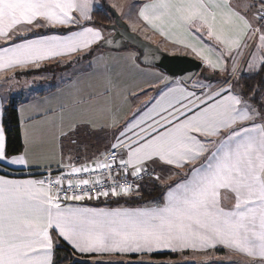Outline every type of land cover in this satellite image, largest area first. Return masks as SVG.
<instances>
[{
    "label": "snow or ice",
    "instance_id": "obj_1",
    "mask_svg": "<svg viewBox=\"0 0 264 264\" xmlns=\"http://www.w3.org/2000/svg\"><path fill=\"white\" fill-rule=\"evenodd\" d=\"M91 11V0H0V75L88 49L103 39L102 32L91 27L62 37L22 35L39 28L78 26L81 20H91ZM247 12L252 13L258 27H253ZM139 17L161 36L175 29L202 41L203 35L197 33L206 29L204 34L209 39L224 45L220 57L213 61L203 56L193 42L185 43V47H191L214 70L227 71L222 57L230 55L234 47L239 48L241 37L249 32L260 33L259 46L264 48V0L245 3L242 9L234 7L231 0H150L142 6ZM218 21L231 25L233 34L223 35ZM249 68H255V64L250 63ZM231 73H238L235 63ZM225 83L227 88L200 101L204 107L189 100L193 107L183 104V112L175 106L180 100L164 93L146 118L133 125L140 129L134 133L135 139L128 137L126 143L115 137L117 143L111 147L120 150L117 167L125 175L130 169L132 176L141 177L147 166L157 161L177 169L201 161L189 170L183 182L168 190L161 207L134 212L62 208L59 192L53 193L45 181L0 176V264H54L60 239L80 254L135 253L141 257L140 264H147L143 256L154 252H208L217 247L244 255L250 264H264V100L257 108L254 97L249 102L243 94L235 93L227 80ZM194 95L184 94V98ZM149 120L152 123H147ZM141 123L147 126L140 127ZM126 134L121 131V135ZM5 160L9 164L27 163L23 156L8 157L5 133L0 127V161ZM116 160L113 153L111 160L106 157L95 168H73L69 175L96 169L111 173ZM54 183L61 185L62 180L57 178ZM89 183L77 179L75 186ZM94 183L102 184V180L97 178ZM68 187L73 188L71 179ZM222 189L234 193L235 203L230 210L221 205ZM132 190L131 184H117L111 194L129 195ZM99 195L108 196L109 192ZM64 198L81 200L84 196ZM204 264L211 262L206 260Z\"/></svg>",
    "mask_w": 264,
    "mask_h": 264
},
{
    "label": "crops",
    "instance_id": "obj_2",
    "mask_svg": "<svg viewBox=\"0 0 264 264\" xmlns=\"http://www.w3.org/2000/svg\"><path fill=\"white\" fill-rule=\"evenodd\" d=\"M149 2L150 0H137L138 8L136 10L135 26L137 28V31L141 33L140 35H144V36L147 35V37H149L150 34L151 38L155 40L152 42L164 47L166 51H172L177 54L189 53L188 55L193 56L196 59L200 60L203 63V67L207 65L205 63V60L202 59L201 56H198L195 52H193L191 47H185V43L188 42L196 43V46L198 50L202 52V55L208 56L213 61H215L218 57H220V54L222 52H225L224 45L220 44L218 41L214 39H209L206 36V34H204L206 33V29L203 30L202 33H197V36L203 35L202 41H195L193 37L178 33L175 29L170 30L166 36H161L158 31L153 29L149 24L145 23L139 17V12L142 6ZM242 2L243 0H231L232 5L239 9L243 8ZM91 3L94 7L95 4L93 3H95V1L93 2V0H91ZM246 14L248 18L252 20L253 27H256L258 23L252 18V13L247 12ZM73 15H77V13H73ZM62 27L68 28V27H72V25L33 29L31 33H23L22 35L31 38H39L38 34H41L44 37L47 36L62 37V36L71 35L72 33L81 31L83 30V28H85L83 27V28L74 29L65 34H60L58 32H55L57 31L55 29ZM217 27L218 30L221 27L223 28L224 30L223 35L225 36H230L233 34L234 30L232 29L231 25L227 23H222L218 21ZM98 30L102 32V36L104 39L105 38L104 32L102 31V29H98ZM141 31L145 33H142ZM259 35L260 33H256L255 35H253L251 32H249L248 35L242 36L240 47L239 48L234 47L230 55L225 54L222 57L224 64L227 62L229 63L233 62L237 66L240 64L243 65L245 63V58H246L245 56L251 50L254 41ZM103 39L92 44L91 47L88 49H92L96 47ZM16 42H23V41L17 40ZM210 42L213 45H211ZM0 44H2V42H0ZM215 46H217L218 48H215ZM88 49H84L72 53L70 55H63L52 59L43 60L39 62L38 66L28 65L27 67L24 68H14L8 70L3 75H0V127L2 128H3V123H2L3 111L4 108L16 97L15 96L16 94L14 92L15 88L17 90H20L22 88V91L24 89H27L29 87L30 80H33V83L34 82L39 83V88H36L35 91H31L27 97L24 96L23 100H21L20 103L18 104V114L20 119L22 138L24 142V151L22 154L18 156H23L27 161V163L9 164L7 160L0 161L1 165L7 167L6 169L1 170L0 176H4L7 179H13V180L40 181L36 176L39 173L51 169L71 168L80 162H92L99 159L101 156H103L105 153L109 152L110 150H113L111 145L116 144L117 140L113 141V143H111L110 146H108L102 153L96 152L93 148L94 147L93 144L92 146L82 145L81 149L79 147L74 148L73 146H75L77 143L75 139L80 137V132L78 130L79 126H73V124H71V120L63 119L62 117L64 106L61 103L60 95H58L60 87L58 86L56 79L63 78V81L61 82V89L73 83L74 79H77L80 76V73L78 72L77 57L79 54L83 53ZM225 67L226 69L228 68V66ZM231 69L232 68H228L227 71L229 70L231 73ZM254 69L251 68L245 69L246 72L245 71L243 72L244 73L243 76L253 75L252 73L256 71ZM227 71L221 73L226 74ZM230 82L231 81H228V83ZM43 84H46L47 88H42ZM221 84H223L222 85L223 88L228 87V84L225 83L224 79L222 80ZM174 88H178V87H174ZM220 89H218V91ZM234 92L237 94L240 93L237 92L236 90H234ZM166 93L169 94V98H170L172 94H175V91L171 89H167ZM199 96H200L199 98L197 96L198 98L197 100H200L202 97L201 95ZM204 97L205 98H203L202 100L208 98V96H204ZM71 99L72 98H70L69 100ZM159 99L160 98H158L157 100ZM217 99H219V97H217ZM262 100H264V95L261 101ZM212 102H213L212 100H208V103H212ZM187 103L186 102L176 103L175 106L176 108H179L180 110L182 109L184 111L182 105ZM195 103L199 104L200 107H204L203 104H200V101L198 102L196 101ZM68 105L71 106L72 102H70V104ZM152 106H150L148 110H145L144 114L141 115L138 120L128 125V127H132L133 129L132 131H128V128H125L123 129V131L127 133L126 135H121V131L119 132L120 140L127 143L128 137H132L133 139H135L134 133L138 132L140 129L133 127V125L145 119L146 114L149 111H151ZM170 110L174 111V109H170ZM182 110L181 112H183ZM153 115L155 114L153 113ZM187 115H192V113L188 112ZM155 118L160 119V117L158 116ZM183 118L184 117L181 116V119ZM259 121L260 120L258 117L256 122L260 123ZM147 123H152V121L149 120L147 121ZM146 126L147 125L144 123L140 124V127H146ZM169 127H171V125H169ZM163 130L164 129H161V131ZM64 132H66L67 135L63 134ZM5 143H6V136H5ZM48 152L54 153V157L59 161L48 163L47 162V158H49L47 154ZM200 163L201 161L197 160L191 166L186 165L185 167H183V169H186L188 167L186 170L189 171L192 167L198 166ZM12 170H20V171H24L25 173L23 175H19L9 172ZM183 180H184L183 176H180L178 181H176V179L172 180L170 188L174 189L177 183L183 182ZM168 190L165 193H162L161 197L159 198L116 197V198L105 199L97 203H91L90 200L83 202H76V201L69 202V201L59 200V203L61 204L62 208H72V209H93V210L102 209L106 212H112L116 210L128 211V212L144 211V210H150L153 208L161 207L165 202ZM220 195H221L222 207H224L225 210L232 209L235 203L234 193L226 189H222ZM60 242H64L66 245H68L67 242L63 241L62 239H60ZM58 244L55 247L54 260L56 258V248ZM68 246L71 248L70 245ZM165 253L171 254L172 256L165 258H156L153 256L156 254H165ZM213 253H215V255ZM80 255L90 256L91 258L89 261L91 262V264H108L109 261H117L119 262V264H140L141 261L140 255L135 253L124 256H117L114 254L113 255L103 254L99 256H97L96 254H91V255L80 254ZM206 255H211V256L210 258H207ZM185 257H187V261L189 262V264H204L206 260L210 261L211 264H250V261L244 255L230 251L223 247H217L215 249L209 250L208 252H195V251H186L182 253L154 252L151 256L144 255L143 260L147 262V264H175L176 261L180 262V260H178L180 258L185 260Z\"/></svg>",
    "mask_w": 264,
    "mask_h": 264
},
{
    "label": "rangeland",
    "instance_id": "obj_3",
    "mask_svg": "<svg viewBox=\"0 0 264 264\" xmlns=\"http://www.w3.org/2000/svg\"><path fill=\"white\" fill-rule=\"evenodd\" d=\"M94 1L95 3L93 4H95V6L93 7L92 5V11L90 13L91 20H81L78 26L72 25V27H80L88 22H92L93 12L97 8H104V1H106V4L114 8L129 25L132 32L138 35L141 34L137 31L135 26L136 10L138 8L137 0H93V2ZM252 2L253 0H243L242 3L244 6L245 3ZM101 29L105 37L111 35V32L106 28ZM141 32L145 33L143 31ZM140 36L146 41L155 44L152 42L155 40L151 38L150 34L149 37H147V35ZM259 45L260 40L258 36L251 50L245 56V63L243 65H236L238 69L236 75H232L229 70L226 74L223 73V75L221 72L225 71H218V69L214 70L208 67V65L203 67L201 73H219L222 77L225 76L228 81H231L230 83L233 84L234 90L240 92L237 79L243 76V72L245 69L249 68V64H255L256 69L251 68L256 70L252 73L253 75L261 68V61L264 60V48H261ZM158 46L171 55H177L175 52L166 51L164 47ZM188 54L189 53H186L185 55ZM138 55V51L131 47L120 52L94 47L78 55V72L80 76L74 79L73 83L61 89L63 78L56 79L60 87L58 95H60L61 103L64 106L62 117L63 119L71 120L73 126H79L78 130L80 132V137L75 139L77 143L73 146L74 148L79 147L81 149L82 145L92 146L93 144L94 150L98 153H102L113 141H116L115 137H119V132L125 129L126 125L128 126L132 122L138 120L139 117L144 114L145 110H148L152 104L154 105L155 100L166 93L167 89L176 90L175 94H172L170 98L175 97L180 100V103H187L189 100L195 99V102L201 101L205 98L204 96H209L214 91L223 88L221 78H219V80L206 81L199 77L201 74L189 84L176 80L167 86H163V82L166 79L164 74L156 69L142 67L138 62ZM233 64V62H227L225 66L232 68ZM29 87L23 91L22 88L20 90L15 88L16 100H23L24 96L27 97L31 91H35L36 88H39V83H33V80H30ZM42 88H47V85L43 84ZM180 89H182L183 92L179 91ZM191 93L195 95L189 96L187 99L184 98V94ZM199 95L202 97L200 100H197V96L198 98L200 97ZM70 98L72 99L69 100ZM70 102H72L71 106L68 105ZM187 104L189 107H192L189 102ZM259 122H261V120ZM200 139L203 140L205 138L200 137ZM47 154L49 156V158H47L48 163L59 161L54 157V153L48 152ZM150 167L159 177L157 181L158 185L163 189L162 193L170 189L172 180L176 179V181H178L180 176L185 177L189 172L186 170L188 167L186 169H177L172 165H165L158 161L155 164H151ZM144 184H147V182H144ZM158 196L161 197V195ZM126 197L142 198L144 194L143 191H137ZM159 197L155 196L153 198ZM213 254L215 255V253ZM210 256L211 255H206L207 258H210ZM178 260H180V262L176 261L175 264H189L188 261L182 258Z\"/></svg>",
    "mask_w": 264,
    "mask_h": 264
},
{
    "label": "trees",
    "instance_id": "obj_4",
    "mask_svg": "<svg viewBox=\"0 0 264 264\" xmlns=\"http://www.w3.org/2000/svg\"><path fill=\"white\" fill-rule=\"evenodd\" d=\"M92 18H93L92 22H88L80 27H68V28L62 27L55 29L57 30L55 32H58L60 34H65L74 29L83 28V27H93L96 29H101V28H106L108 25H111L114 22L110 13H108L107 10L105 9V6L104 8L95 9ZM210 44L213 45L211 42ZM96 48L98 47L96 46ZM215 48L218 47L215 46ZM214 76L215 78L213 79V81L217 79L219 80V78H221V80L223 79L227 80L225 76L222 77L219 73H214ZM199 77L205 80L204 78H202L201 75H199ZM237 83L240 89L239 94H243L245 99H248L249 102H253L252 98L254 97V101H255L254 106L259 108L261 99L264 95V70H261L260 68V70L254 75L241 76L240 78L237 79ZM19 103L20 101L14 98L4 108L3 111L2 123L6 136V152L8 154V157L18 156L22 154L24 151V142L22 138V131H21L19 114H18ZM6 168L7 167L0 164V173L2 169H6ZM147 168L151 170L150 166H147ZM51 170H57V169H51ZM9 172L19 175H23L25 173L24 171H20V170H12ZM36 176L38 177V174ZM139 191H143L144 197L142 198H153L155 196L159 197L158 195H162L163 189L158 185V181L156 180V181H148L147 184H143ZM101 201L90 200L91 203H97ZM76 202H83V201H76ZM153 256L156 258H165V257H170L172 255L165 253V254H156ZM90 258H91L90 256H83L76 253L64 242H60L56 248V258L54 260V264H91V262L89 261Z\"/></svg>",
    "mask_w": 264,
    "mask_h": 264
},
{
    "label": "water",
    "instance_id": "obj_5",
    "mask_svg": "<svg viewBox=\"0 0 264 264\" xmlns=\"http://www.w3.org/2000/svg\"><path fill=\"white\" fill-rule=\"evenodd\" d=\"M104 6L114 22L106 27L111 35L105 37L97 45L98 48L115 52L130 47L136 49L140 53L138 62L142 67L156 69L166 76L163 86L176 80L189 84L199 74L206 81H212L215 78L214 74L201 73L203 63L200 60L190 55H171L165 52L158 45L152 44L132 32L129 25L114 8L106 4V1H104Z\"/></svg>",
    "mask_w": 264,
    "mask_h": 264
},
{
    "label": "built area",
    "instance_id": "obj_6",
    "mask_svg": "<svg viewBox=\"0 0 264 264\" xmlns=\"http://www.w3.org/2000/svg\"><path fill=\"white\" fill-rule=\"evenodd\" d=\"M255 2V0H253ZM259 24L256 25L258 27ZM258 33V32H257ZM115 153L117 155V160L114 162V167L111 173L107 169L100 170L96 169L92 172H84L81 171L77 175H69L72 173L73 168H79L83 169L84 167L88 168H95V165L97 163H103L105 161V158L107 157L109 160H111V155ZM119 155L120 150L113 149L109 152L105 153L103 156H101L99 159L92 161V162H80L76 164L75 166L71 168H64V169H57V170H48L42 174H38V179L41 181H45V185L51 189L53 193L59 192L60 200L61 201H101L104 199L109 198H116V197H126L129 196L137 191H139L144 184V182L148 181H156L157 175L151 171L149 168H147V171L141 174V177H134L131 175V170H128V175H125L122 170H120L117 166L119 164ZM119 173V174H118ZM111 176L112 178H109ZM60 178L62 180L61 185H57L54 183V181ZM99 178L102 180V184H95L94 181ZM71 179L73 181V188L68 187V180ZM77 179H87L90 181L89 185H80L79 187L75 186ZM49 181H52L50 184ZM119 185H128L131 184L133 186V190L129 195H118L114 196L111 194V189ZM108 191V196L99 195L98 193ZM85 193H88V195H85ZM72 195H83L84 198L81 200H71V199H65V196H72ZM91 196V198H89Z\"/></svg>",
    "mask_w": 264,
    "mask_h": 264
}]
</instances>
